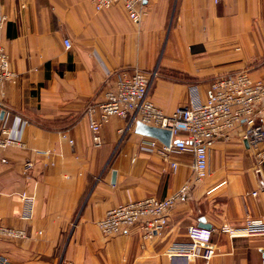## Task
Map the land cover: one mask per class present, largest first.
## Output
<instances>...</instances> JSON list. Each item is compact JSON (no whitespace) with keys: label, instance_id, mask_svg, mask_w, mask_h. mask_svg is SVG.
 <instances>
[{"label":"crops","instance_id":"obj_1","mask_svg":"<svg viewBox=\"0 0 264 264\" xmlns=\"http://www.w3.org/2000/svg\"><path fill=\"white\" fill-rule=\"evenodd\" d=\"M0 45L17 73L0 98L22 142L0 150V220L28 234L0 238V256L12 264H171L170 249L197 225L219 254L190 264H262L264 236L246 235L244 225L264 220V163L242 140L244 125L210 142L207 178L192 183L166 228L151 239L139 227L108 238L98 227L108 210L177 192L193 181V155H172L174 170L142 151L146 136L119 117L102 126L97 147L89 125L98 115L88 108L118 70L159 68L150 98L168 115L201 106L221 76L264 79V0H145L139 26L119 5L98 12L91 0H0ZM256 119L264 125V103ZM23 194L34 199L29 220Z\"/></svg>","mask_w":264,"mask_h":264},{"label":"built area","instance_id":"obj_2","mask_svg":"<svg viewBox=\"0 0 264 264\" xmlns=\"http://www.w3.org/2000/svg\"><path fill=\"white\" fill-rule=\"evenodd\" d=\"M96 11L102 12L114 6H121L128 19L139 26L145 15V0H91ZM67 49L71 47L65 40ZM114 77L104 92L101 102L88 108L90 115L97 113V118L90 122L92 141L95 146L102 145V126L113 117L129 122V127L144 124L150 127L171 131L168 146L158 140L144 137L140 149L144 152L158 153L174 170L178 163L171 156L187 152L193 155V181L184 184L172 195L159 199L150 196L141 200H132L108 210L98 222L100 232L108 238L128 234L134 227H139L144 238L153 236L166 228L170 212L189 192L192 183L201 182L208 176V146L217 138H228L230 132L244 125L242 140L256 150L259 164L264 163V125L257 122L256 108L264 103V79L254 80L246 71L227 74L213 81L201 106L190 103L168 115L157 107L150 98V89L156 73L142 70H118L108 72ZM17 73L6 48L0 45V94L5 82H15ZM22 144L18 129L9 124V113L0 98V150ZM0 155V162H4ZM30 166L29 164L27 165ZM264 190V188H263ZM257 193H254L256 195ZM24 209L22 218L32 219L34 199L22 196ZM248 236H264V220L249 218L245 221ZM231 236L237 232L224 227ZM189 242L174 244L169 251L171 264H190L196 258L206 262L219 254L211 241V233L197 225L187 231ZM25 230L9 228L0 220V238L8 240L25 239ZM0 264H12L6 256H0ZM264 264V259L262 260Z\"/></svg>","mask_w":264,"mask_h":264},{"label":"water","instance_id":"obj_3","mask_svg":"<svg viewBox=\"0 0 264 264\" xmlns=\"http://www.w3.org/2000/svg\"><path fill=\"white\" fill-rule=\"evenodd\" d=\"M137 126H138V132L142 134L143 136L156 139L165 146H168L170 144V141H171V131L170 130L150 127L144 124H138ZM201 226L205 228H209V226H207L206 224H203V222Z\"/></svg>","mask_w":264,"mask_h":264},{"label":"rangeland","instance_id":"obj_4","mask_svg":"<svg viewBox=\"0 0 264 264\" xmlns=\"http://www.w3.org/2000/svg\"><path fill=\"white\" fill-rule=\"evenodd\" d=\"M162 71L158 68H156L155 70H154V73H156V77H158L159 75H160V73H161ZM155 77V78H156ZM155 78H154V80H155ZM154 80H153V82H154ZM152 86H153V83H152ZM152 86H151V88H152Z\"/></svg>","mask_w":264,"mask_h":264}]
</instances>
